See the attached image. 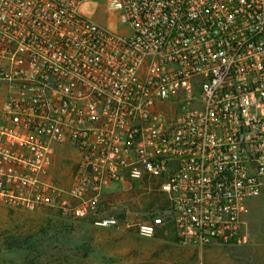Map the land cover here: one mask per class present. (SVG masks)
<instances>
[{
	"label": "built area",
	"instance_id": "built-area-1",
	"mask_svg": "<svg viewBox=\"0 0 264 264\" xmlns=\"http://www.w3.org/2000/svg\"><path fill=\"white\" fill-rule=\"evenodd\" d=\"M96 1L130 34L81 12ZM0 83V203L82 219L107 184L155 178L170 206L132 223L139 235L248 241L264 195V0H0Z\"/></svg>",
	"mask_w": 264,
	"mask_h": 264
},
{
	"label": "rangeland",
	"instance_id": "rangeland-1",
	"mask_svg": "<svg viewBox=\"0 0 264 264\" xmlns=\"http://www.w3.org/2000/svg\"><path fill=\"white\" fill-rule=\"evenodd\" d=\"M106 7L105 2L96 1L80 10L102 25L130 34L129 27ZM6 97V87L0 83V114ZM77 159L74 150L58 153L53 176L60 185L71 183ZM159 182L152 178L109 183L94 213L82 219L0 203V264H264V195L250 200L245 244L213 243L199 248L181 244L172 224L151 237L139 235L132 226L169 208ZM108 216L116 217L118 225L95 224Z\"/></svg>",
	"mask_w": 264,
	"mask_h": 264
},
{
	"label": "trees",
	"instance_id": "trees-1",
	"mask_svg": "<svg viewBox=\"0 0 264 264\" xmlns=\"http://www.w3.org/2000/svg\"><path fill=\"white\" fill-rule=\"evenodd\" d=\"M18 248H19V249H22V248H23V246H21V245H20V246H18Z\"/></svg>",
	"mask_w": 264,
	"mask_h": 264
}]
</instances>
